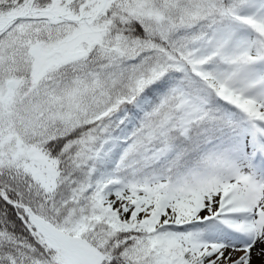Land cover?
I'll use <instances>...</instances> for the list:
<instances>
[{
    "label": "snow or ice",
    "instance_id": "6c2138e0",
    "mask_svg": "<svg viewBox=\"0 0 264 264\" xmlns=\"http://www.w3.org/2000/svg\"><path fill=\"white\" fill-rule=\"evenodd\" d=\"M0 264H264V0H0Z\"/></svg>",
    "mask_w": 264,
    "mask_h": 264
}]
</instances>
